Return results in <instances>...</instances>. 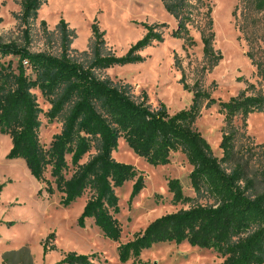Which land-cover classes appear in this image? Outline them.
<instances>
[{
    "label": "trees",
    "instance_id": "trees-1",
    "mask_svg": "<svg viewBox=\"0 0 264 264\" xmlns=\"http://www.w3.org/2000/svg\"><path fill=\"white\" fill-rule=\"evenodd\" d=\"M43 1L19 0L20 19L28 22L35 17ZM161 2L177 21L172 36L182 38L185 47L192 45L194 40L188 25L196 20L200 8L207 2ZM252 3L255 10L264 11V0H252ZM205 14L206 22L202 26L207 31L201 30L202 52L216 63L221 54L211 45L209 7ZM142 25L146 30L144 35L125 53L116 55L106 51L103 32L93 24V39L85 62L71 57L70 42L74 33L63 19L58 22L59 54L31 51L29 38L23 44L0 39V58L10 55L17 59L15 67L11 60L0 62V134L8 135L11 140L6 157L23 159L30 175L44 184L38 193L44 189L50 196L56 191L63 206L88 192L77 225L83 227L91 219L104 237L118 241L121 225L115 217L119 206L114 189L134 179L132 198L144 187L142 174L132 164L112 157L119 138L151 165L167 164L171 153L180 151L192 167L188 180L195 197L211 201L154 218L143 230L117 246L118 260L126 263L132 259V264H148L139 258L142 250L162 242H186L201 249H213L223 257L221 262L205 264H264V190L257 191L258 182L250 174L248 160L244 158L250 147L236 145L237 130L233 125L237 115L246 117L249 113L264 111V94H248L244 89L222 101L194 89L187 108L169 113L162 102L157 108L147 104L146 93L137 100L126 86L98 77L97 70L142 61L140 51L153 41L162 40L163 31L159 27L164 23ZM247 55L259 68L261 61L255 60L254 53L248 50ZM183 87L187 89L185 84ZM35 91L50 105L44 112L49 120L67 110L61 130L53 135L48 146L38 137L42 109ZM215 102L225 122L219 143L221 157L213 155L194 125L202 107ZM86 154L88 158L82 161ZM47 172L49 178L45 177ZM258 177L264 182V167ZM167 188L175 203L192 199L184 195L178 178L168 179ZM51 237L52 234L47 239ZM46 251L44 245L43 253ZM94 257L68 252L55 264H94Z\"/></svg>",
    "mask_w": 264,
    "mask_h": 264
},
{
    "label": "rangeland",
    "instance_id": "rangeland-1",
    "mask_svg": "<svg viewBox=\"0 0 264 264\" xmlns=\"http://www.w3.org/2000/svg\"><path fill=\"white\" fill-rule=\"evenodd\" d=\"M205 2L207 5L200 8L196 20L188 25L194 43L186 47L182 38L172 36L177 21L161 0H44L36 16L28 22L20 19L19 0H0V39L23 44L29 38L31 51L59 54L58 22L63 19L74 33L70 42L71 57L85 62L89 58L93 24L103 32L106 51L121 55L144 35L143 23H164L159 27L163 31L162 40L153 41L140 51L142 61L97 70L96 75L126 86L137 100L146 93L147 104L157 108L162 102L169 113L187 108L194 89L222 101L244 89L248 94H264V11L255 10L252 0ZM208 7L212 19L211 45L221 54L216 63L202 52L201 30L207 31L202 25L206 22ZM248 50L254 53L256 61H261L259 68L247 55ZM9 60L15 67L16 57L0 58V62ZM35 93L42 109L38 137L48 146L53 135L61 130L67 110L49 120L44 115L50 106L48 101L38 91ZM223 118L215 102L202 107L194 123L217 157L222 155L219 143L225 125ZM233 125L237 130L236 145L250 147L244 158L248 160L250 174L258 182L257 191H262L264 182L260 181L258 172L264 167V111L252 112L246 117L237 115ZM10 147V137L0 134V264H55L68 252L93 255L94 264H132V259L126 263L118 260L120 243L131 239L160 215L211 201L195 197L188 180L192 167L182 152L171 153L167 164L151 165L119 138L112 157L132 164L142 174L144 187L132 198L134 179L114 189L119 206L115 217L121 225V235L118 241H113L104 237L90 220L83 227L77 225L88 192L68 206L59 203L60 194L56 191L50 196L44 189L38 193L44 184H38L30 175L23 159L6 157ZM87 158L88 154L82 161ZM45 177L49 178L48 172ZM170 178H178L184 195L192 199L173 202L167 188ZM139 258L148 264H205L223 260L213 249L198 251V247L186 242L153 244L142 250Z\"/></svg>",
    "mask_w": 264,
    "mask_h": 264
},
{
    "label": "crops",
    "instance_id": "crops-1",
    "mask_svg": "<svg viewBox=\"0 0 264 264\" xmlns=\"http://www.w3.org/2000/svg\"><path fill=\"white\" fill-rule=\"evenodd\" d=\"M37 182V181H36ZM38 183V182H37ZM39 184V183H38ZM39 189V188H38ZM88 220H90V221H92L91 219H88Z\"/></svg>",
    "mask_w": 264,
    "mask_h": 264
},
{
    "label": "bare ground",
    "instance_id": "bare-ground-1",
    "mask_svg": "<svg viewBox=\"0 0 264 264\" xmlns=\"http://www.w3.org/2000/svg\"><path fill=\"white\" fill-rule=\"evenodd\" d=\"M184 246V245H183ZM195 248V247H194ZM201 249L198 248V251H200Z\"/></svg>",
    "mask_w": 264,
    "mask_h": 264
}]
</instances>
